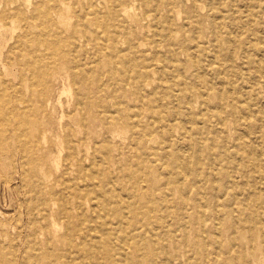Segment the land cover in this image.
<instances>
[{"label":"rangeland","instance_id":"obj_1","mask_svg":"<svg viewBox=\"0 0 264 264\" xmlns=\"http://www.w3.org/2000/svg\"><path fill=\"white\" fill-rule=\"evenodd\" d=\"M261 86L264 0H0V264H264Z\"/></svg>","mask_w":264,"mask_h":264},{"label":"bare ground","instance_id":"obj_2","mask_svg":"<svg viewBox=\"0 0 264 264\" xmlns=\"http://www.w3.org/2000/svg\"><path fill=\"white\" fill-rule=\"evenodd\" d=\"M93 5V4H92ZM233 7V6H232ZM156 14V12H155ZM67 15V14H66ZM95 17V16H94ZM67 18V17H66ZM87 19V18H86ZM84 20V19H83ZM64 24V22H63ZM81 25V24H80ZM65 28V27H63ZM80 28V27H79ZM74 30V29H72ZM72 32V31H71ZM159 38V36H158ZM243 38V37H242ZM260 38V37H259ZM241 39V38H240ZM72 41V40H71ZM207 45V44H206ZM69 46L71 47V49L75 52L74 56H71V63L67 66H69V70L71 71H74L76 70V68H83L82 66L84 65L83 62L84 60L87 58L88 54H87V49H86V46H81L79 45V48H78V52H77V46L75 45V41H72ZM132 51V50H131ZM90 57V56H89ZM241 57V55L239 54H230L229 56H225L224 58L226 59L227 62H230L235 58H239ZM195 59V58H194ZM233 61H232V64H233ZM231 64V66H232ZM76 67V68H74ZM59 68V69H58ZM74 68V69H73ZM169 68V67H168ZM66 67H63V66H60V67H54L53 70H52V73L53 75H56L58 72L62 73V71H65ZM169 71V70H168ZM83 71H81L80 73V70L79 71H74L72 72V81H74L75 84H84L83 82L87 79L88 77V74ZM262 73V71H261ZM152 76V75H151ZM154 79V78H153ZM255 79H256V76L253 78V80L249 81V80H246V82L248 84H250L252 86V88L256 85L255 82ZM223 80V79H222ZM151 81V80H150ZM262 81V80H261ZM259 81V82H261ZM245 82V83H246ZM151 83V82H150ZM241 84V83H240ZM103 87V86H101ZM262 88H264V86H261ZM253 91V89H251ZM20 96V94H18ZM112 99V98H111ZM78 101H76L77 103ZM17 104V103H16ZM227 107H229L232 112H235L236 110L239 111V108L234 106L232 104V101H230V103L226 104ZM32 107V105H31ZM113 108H114V111H113ZM220 108V107H219ZM97 110L94 111L91 109L90 105L88 104L87 100L83 98V103L80 105V104H76L75 108L72 110V112L70 113V115L73 117V118H78V122H76L75 120L73 121L75 124H77L79 126V122H82V123H90L92 122L94 119H99V121L101 120H104L108 123V124H113V122L115 121L114 117H112L113 115L115 116L116 118V110L117 108L115 107V104L113 102V99H112V102L109 106L105 107V108H100L99 106H97L96 108ZM24 110V109H23ZM24 112V111H23ZM104 118V119H103ZM8 119V118H7ZM169 120V119H168ZM69 122V121H68ZM85 127V126H84ZM80 128V131H82L83 129H81V126L79 127ZM72 132V133H71ZM74 133V131L70 130L67 131L66 133V136L69 137L71 140H74V138L72 139V134ZM87 132H85L83 135H81V133H79V138L78 140L76 141V145L74 146H71L69 149L72 153V155L68 156L70 158H72V156L74 155V152L76 151V149H78L79 147H81L83 145L82 143V140L83 138L80 137V136H85ZM74 137V136H73ZM40 140V139H39ZM74 142V141H73ZM86 152H88V150H86ZM250 155V154H249ZM67 161V160H66ZM85 170V168H84ZM82 171V170H81ZM188 173V171H187ZM43 176V175H42ZM72 180V179H71ZM70 180V181H71ZM45 202H43L42 204L47 206V203H48V200L45 199L44 200ZM216 209V208H215ZM58 213V212H57ZM136 229V227H134ZM42 232V231H41ZM136 230H134V234L133 235H136ZM70 259V258H69ZM68 259V260H69ZM13 262V261H12Z\"/></svg>","mask_w":264,"mask_h":264}]
</instances>
